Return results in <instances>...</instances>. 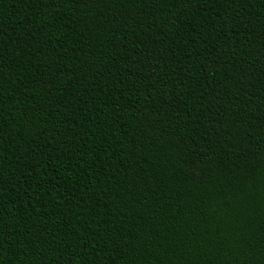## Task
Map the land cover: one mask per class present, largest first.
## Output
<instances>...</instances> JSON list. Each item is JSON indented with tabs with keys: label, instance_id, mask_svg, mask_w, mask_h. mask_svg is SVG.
I'll return each mask as SVG.
<instances>
[{
	"label": "trees",
	"instance_id": "trees-1",
	"mask_svg": "<svg viewBox=\"0 0 264 264\" xmlns=\"http://www.w3.org/2000/svg\"><path fill=\"white\" fill-rule=\"evenodd\" d=\"M0 264H264V0H0Z\"/></svg>",
	"mask_w": 264,
	"mask_h": 264
}]
</instances>
